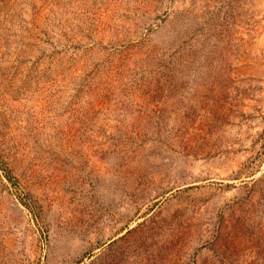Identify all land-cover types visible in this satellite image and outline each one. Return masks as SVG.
<instances>
[{
  "label": "rangeland",
  "instance_id": "1",
  "mask_svg": "<svg viewBox=\"0 0 264 264\" xmlns=\"http://www.w3.org/2000/svg\"><path fill=\"white\" fill-rule=\"evenodd\" d=\"M0 264H264V0H0Z\"/></svg>",
  "mask_w": 264,
  "mask_h": 264
}]
</instances>
